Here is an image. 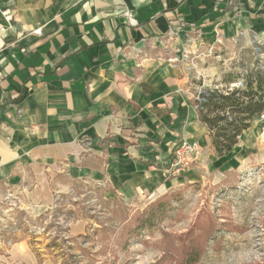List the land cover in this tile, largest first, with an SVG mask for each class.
<instances>
[{"label": "crops", "instance_id": "1", "mask_svg": "<svg viewBox=\"0 0 264 264\" xmlns=\"http://www.w3.org/2000/svg\"><path fill=\"white\" fill-rule=\"evenodd\" d=\"M179 32L260 41L264 0H0V208L24 198L43 212L79 184L137 203L239 170V145L215 155L196 76L167 53ZM224 70L207 67L216 89ZM184 140L200 161L171 176ZM69 227L87 234L83 220ZM8 254L0 264L38 263L27 238Z\"/></svg>", "mask_w": 264, "mask_h": 264}, {"label": "rangeland", "instance_id": "2", "mask_svg": "<svg viewBox=\"0 0 264 264\" xmlns=\"http://www.w3.org/2000/svg\"><path fill=\"white\" fill-rule=\"evenodd\" d=\"M180 33L163 43L194 72L198 94L216 89L207 67L225 69V78L264 67V38L256 41L251 32V42L243 32L222 42ZM240 79L230 89H242L245 80ZM239 141L232 159L240 171L218 179L205 175L204 182L185 183L155 200L134 203L86 184L55 195L43 212L24 198H8L0 208L2 255L27 238L37 264H187L193 250L201 252L195 264H264V115ZM153 212L157 217L148 223ZM79 220L87 223V234L71 235L70 224Z\"/></svg>", "mask_w": 264, "mask_h": 264}, {"label": "trees", "instance_id": "3", "mask_svg": "<svg viewBox=\"0 0 264 264\" xmlns=\"http://www.w3.org/2000/svg\"><path fill=\"white\" fill-rule=\"evenodd\" d=\"M256 66L245 77L227 75L224 81L227 85L223 89L210 88L198 94L199 99L195 103L200 120L209 130L217 157L229 155L239 145L241 136L251 127L252 121L264 115V67ZM235 78L245 80L242 89H230L229 86L237 80ZM156 217L155 212L151 213L147 222L153 223ZM200 258L201 252L193 250L187 264H195Z\"/></svg>", "mask_w": 264, "mask_h": 264}, {"label": "built area", "instance_id": "4", "mask_svg": "<svg viewBox=\"0 0 264 264\" xmlns=\"http://www.w3.org/2000/svg\"><path fill=\"white\" fill-rule=\"evenodd\" d=\"M41 31V29H38L34 33L36 35H41ZM160 43H162V41ZM256 50H259V48H256ZM197 99H199L198 95ZM200 154L201 146L198 142L182 141L174 147L172 153L173 158L166 172L175 177L187 173L198 164Z\"/></svg>", "mask_w": 264, "mask_h": 264}]
</instances>
